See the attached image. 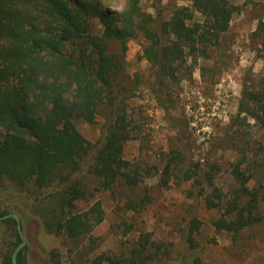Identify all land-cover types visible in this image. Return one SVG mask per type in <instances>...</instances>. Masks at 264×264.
<instances>
[{"label": "trees", "instance_id": "16d2710c", "mask_svg": "<svg viewBox=\"0 0 264 264\" xmlns=\"http://www.w3.org/2000/svg\"><path fill=\"white\" fill-rule=\"evenodd\" d=\"M141 1L124 0L123 9L114 11L105 0H0V185L2 190L10 186L25 191L47 231L74 243L89 235L91 243L70 252L71 264H83L96 248L98 238L91 233L105 218L99 200L86 209L78 202L89 200L95 191L118 185L135 188L141 181L138 167L124 157L125 145L133 138L125 101L141 83L139 75L127 71L129 42L140 41L138 60L150 63L156 98L166 103L168 83H180L182 71L192 74L193 64L219 45L238 10L232 0H192L164 18L160 10H145ZM92 19L101 23L100 31L94 32ZM253 36L264 47V19ZM242 113L264 129V76L259 88L242 89L238 115ZM99 117L101 135L92 143L76 121L94 124ZM174 160L175 156L166 159L165 185ZM241 164L240 160L234 168L240 187L213 221L217 230L235 235L264 221L260 189L248 185L253 175H246ZM199 168V162L191 164L183 179L199 185ZM89 176L95 182L91 188ZM211 195L206 204L218 206ZM9 213L0 202V216ZM0 222L16 231L14 247L2 253L4 264H13L12 254L22 240L17 222L14 217ZM201 223L196 216L187 221L183 252H178L184 260L194 257ZM132 229L124 223L123 236ZM24 251L25 247L17 254L19 264H25ZM174 253L171 242L140 232L123 240L119 251L99 252L87 262L181 264ZM50 255L54 264H63L56 249Z\"/></svg>", "mask_w": 264, "mask_h": 264}, {"label": "rangeland", "instance_id": "374dc122", "mask_svg": "<svg viewBox=\"0 0 264 264\" xmlns=\"http://www.w3.org/2000/svg\"><path fill=\"white\" fill-rule=\"evenodd\" d=\"M232 1L238 10L219 45L209 49L208 57L197 59L192 74L182 71L180 83H168L163 95L166 103L156 98L150 63L138 60L140 41L129 42L127 71L139 75L141 83L125 101L133 138L125 145L124 157L138 167L141 181L135 188L118 185L113 190L95 191L89 200L78 202L80 209H86L99 200L105 211L103 222L91 233L92 238H98L96 248L83 258V264H90L87 260L99 252L119 251L123 240L134 239L140 232H151L155 239L171 242L178 255L183 252V230L192 216L202 222L195 233L198 245L194 257L184 260L185 256L178 255L181 264H264V221L237 235L217 230L213 224L240 187L234 174L240 160L245 174L253 175L248 185L260 189L259 207L264 209V129L249 114L238 115L242 89L259 88L264 76V47L253 36L259 20L264 19V0ZM105 2L111 10L123 9L124 0ZM191 3L141 1L145 10H160L164 18H169L176 7ZM91 21L94 32L100 31L101 23ZM98 121H76L77 128L92 143L101 135L103 118ZM172 156L173 172L165 185L162 172L166 159ZM194 162L200 163V184L196 187L183 179L184 169ZM91 178L86 179L90 188L95 185ZM209 194L218 206L206 204ZM0 202L20 217L26 239L25 264H54L52 249L61 253L63 264H71L70 252L91 243L89 235L74 243L62 234L47 231L22 189L9 186L2 190L0 185ZM124 223L133 225L125 237ZM15 237V229L0 222V264H4L2 253L14 247Z\"/></svg>", "mask_w": 264, "mask_h": 264}, {"label": "water", "instance_id": "95a60500", "mask_svg": "<svg viewBox=\"0 0 264 264\" xmlns=\"http://www.w3.org/2000/svg\"><path fill=\"white\" fill-rule=\"evenodd\" d=\"M7 217H14L16 222H17V228H18V231H19V234L21 236V242L19 243V245L15 248L13 254H12V262L13 264H19L18 263V259H17V254L19 252V250H21L24 245L26 244V239H25V236H24V233H23V230H22V226H21V222H20V217L17 213H9L7 215H4V216H0V220L2 219H5Z\"/></svg>", "mask_w": 264, "mask_h": 264}, {"label": "flooded vegetation", "instance_id": "af4514ba", "mask_svg": "<svg viewBox=\"0 0 264 264\" xmlns=\"http://www.w3.org/2000/svg\"><path fill=\"white\" fill-rule=\"evenodd\" d=\"M1 221V220H0ZM20 222H21V220H20ZM17 225V224H16ZM22 226V225H21ZM17 230H18V228H17ZM23 230V229H22ZM19 232V231H18ZM24 233V232H23Z\"/></svg>", "mask_w": 264, "mask_h": 264}]
</instances>
